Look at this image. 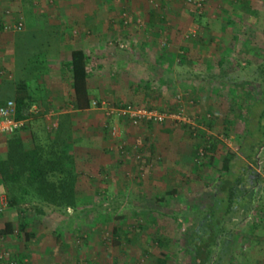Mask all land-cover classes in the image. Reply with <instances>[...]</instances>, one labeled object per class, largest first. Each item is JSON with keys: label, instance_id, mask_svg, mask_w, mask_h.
<instances>
[{"label": "rangeland", "instance_id": "obj_1", "mask_svg": "<svg viewBox=\"0 0 264 264\" xmlns=\"http://www.w3.org/2000/svg\"><path fill=\"white\" fill-rule=\"evenodd\" d=\"M28 1L71 32L96 26L98 98L110 105L176 110L185 121L133 127L117 118L107 122L105 110L80 115L75 159L92 206L69 215L28 213L36 244L27 264H190L181 255L191 220L198 207L211 201L223 160L239 154L240 143L247 153L253 150L258 127L264 128V99L248 109L255 101L256 68L264 58V11L257 27L243 21L237 31L225 33L223 47L216 39L211 46L210 38L217 35L205 29L204 20L194 25L200 14L186 0H0L1 15L24 22ZM260 3L264 10V0ZM40 21L42 26L46 20ZM184 49L189 61L180 56ZM37 58L36 63L44 60L42 54ZM21 80L32 89L27 76ZM247 111L255 136L248 133L242 140ZM33 118L34 130L47 126L41 114ZM113 126L119 139L111 137ZM193 129L218 142L212 162L193 157ZM120 146L132 151L122 155ZM135 148H142L144 171L131 156ZM259 157L264 158L263 150ZM253 168L262 177L256 188L259 202L247 223L235 229L243 248L234 264H264V163ZM172 191L175 195H168ZM257 219L263 225L252 231ZM157 231L168 237L164 247L153 242Z\"/></svg>", "mask_w": 264, "mask_h": 264}, {"label": "trees", "instance_id": "obj_2", "mask_svg": "<svg viewBox=\"0 0 264 264\" xmlns=\"http://www.w3.org/2000/svg\"><path fill=\"white\" fill-rule=\"evenodd\" d=\"M23 5L27 14L34 8L31 1L25 2ZM1 21L0 25L7 22ZM202 21L203 16H197L194 25L202 26ZM129 23L131 22L126 21V24ZM181 54L182 59H188L187 49H184ZM35 60L39 61V58ZM38 64L42 65L43 62H38ZM250 65L251 62H248V66ZM263 66L264 58L256 68L258 77L254 88L255 101L249 104L248 109H250L251 104L253 105V103L264 99V92L262 91L264 90ZM88 68L89 59L85 52L72 50L71 61L67 65V69L71 77L73 91L72 106L74 110L80 113L91 109H100L102 102H104L101 98H98L97 94L96 100L91 99L88 82L92 75ZM11 101H14L16 105L17 121H27L39 114L45 119V115L50 113L49 111L39 112L38 108H36L38 113L33 111L36 103L29 94L28 83L24 80L16 82L15 98ZM141 105L139 103H117L111 105V107H141ZM146 108L150 111L155 110L160 114L179 113L176 110L165 112L151 107ZM246 115L245 136L242 140L248 137V133L253 138L255 136L252 132L251 112L247 111ZM114 118L116 117L107 118V122ZM57 119L58 127L55 131H49L47 127L41 130H33V128L24 126L10 135L0 136L4 140L6 150V158L0 161V186L5 195L7 207L17 210L19 218H27L28 213H35L37 216L42 217L46 214V211L59 215H69V211L78 213V211L92 206L89 197L84 194L83 190L86 186L82 182L80 168H78L73 148L69 144V116L63 115L59 119L57 115ZM121 121L124 122V119ZM260 121H263V118ZM171 123L176 124L179 122ZM142 125L151 126L155 124L149 122ZM158 125L163 126L165 123ZM211 126L210 121L209 127ZM260 126L258 127L260 138L258 141L253 139L254 143L251 147L253 150L247 153L244 144L240 143L238 146L239 154H231L223 160L220 176L217 178V185L211 201L198 207L196 217L191 220V226L185 239L183 255H181L183 261H188L190 264H234L236 252L239 248H243L238 241L235 229L241 224L243 226L247 223L255 205L259 202V193L256 188L262 183V177L255 171L253 166H258L259 161L264 163V158H258L260 151L263 150L264 152V128ZM24 130L29 131L27 137L24 136ZM199 132L198 129H193L192 137L196 143L192 146V155L196 160L204 159L212 162L218 142L215 139L206 140L199 135ZM29 135L31 140H28ZM253 146L255 147L253 148ZM130 149L125 147L122 151L129 153L132 151ZM141 149L135 148L131 156L134 158L135 154H141L139 153ZM201 150L203 151V157L200 156ZM141 161H143L142 158ZM139 165L141 167L144 163L141 162ZM168 195H175V191ZM2 212L3 208L0 210V213ZM260 221L257 219L252 224L253 231L258 227ZM27 225L25 220L20 221L19 234L21 232L25 233ZM139 227L142 230L145 229L142 226ZM13 233V225L6 224L0 230V239ZM24 236L27 241H31L27 233ZM56 236L58 242H61L62 236L59 234H56ZM113 236L114 238L118 237L117 230L114 231ZM168 241L167 235L158 231L153 239V242L159 247H164L168 244ZM116 245L119 246L120 244L116 242ZM13 261L16 264H23L22 259L19 262Z\"/></svg>", "mask_w": 264, "mask_h": 264}, {"label": "crops", "instance_id": "obj_3", "mask_svg": "<svg viewBox=\"0 0 264 264\" xmlns=\"http://www.w3.org/2000/svg\"><path fill=\"white\" fill-rule=\"evenodd\" d=\"M260 4V0H207L203 17L205 21L204 27L208 32L216 33L217 35L216 38H210L209 42L211 46L213 39H216L217 43L221 42V46L225 47V33L237 31L234 29L239 27L243 21L246 24L253 23L252 27H257L264 11L260 7ZM1 11V22L8 21V18L4 19L5 16L1 15ZM22 12L21 15L24 17L25 25L21 32L0 33V71L3 72V77L0 80V100L14 99L16 82L27 76V80L28 78L30 79L29 82L31 81L32 86V89L29 87V94L36 103L33 111L39 109L38 111L42 113L47 111L54 112L59 116V119L63 115L69 116V144L73 148L75 156V145L79 136L76 135L77 120L83 114L92 116L91 113H93L94 109L84 113L74 110L72 106L73 91L71 77L68 73L67 65L71 61L72 50H82L85 52L89 59L88 69L92 75L88 82V88L91 99L96 100V26H89L91 30L80 28L82 32L80 31L79 34L75 30L71 32V28L60 25V23L54 24L52 21H49L47 19L48 13L46 12L41 13L35 8L31 9L28 14L24 10ZM42 18L46 20V23L43 22L41 26L42 22L40 19ZM181 19V16L178 17L179 21ZM178 20L177 22H179ZM254 28L251 29L254 30ZM159 33H156L157 36ZM54 34L57 37L56 41L53 38ZM38 54H42L44 57L42 65L36 63V60H34L37 59ZM29 61L31 62L29 63ZM224 61L222 59L217 62V66L222 67ZM30 71H32L33 76H30ZM33 120L34 118L31 117L25 121L24 126L26 128H33L36 123ZM94 123L96 122L93 121L92 124ZM43 128L45 129L44 126L40 129ZM166 132H170V130L167 129ZM79 142H81V138ZM5 158V144L4 140L0 138V161ZM2 208L3 212L0 213V230L6 224H12L14 233L0 239V249L8 255V259L18 262L22 259V263L27 264L33 259V255L35 254L31 250L36 242L33 240L34 231L28 227L30 226L29 218H19L17 210L7 207L6 198L0 186V210ZM23 220L29 224L25 233L29 235L28 238L30 240H33L32 243L25 239L24 232L19 234L20 221ZM261 222H259L256 229H260L263 225Z\"/></svg>", "mask_w": 264, "mask_h": 264}, {"label": "built area", "instance_id": "obj_4", "mask_svg": "<svg viewBox=\"0 0 264 264\" xmlns=\"http://www.w3.org/2000/svg\"><path fill=\"white\" fill-rule=\"evenodd\" d=\"M187 3L193 6L195 12L202 15V11L205 9L207 0H186ZM24 29V23L22 21L10 20L0 25V32L4 33H17L21 32ZM193 36H195V31L193 32ZM3 74L0 71V80L2 79ZM96 105V104H94ZM96 107V106H95ZM100 110H105V114L108 117H116L119 120L124 119L131 126L138 127L142 124L152 122L154 124H164L166 122H178L185 121L181 119V113L178 114H160L155 110H148L147 108L141 107H123V108H115L111 107L106 102H102ZM38 113L36 110L34 111ZM47 129L49 131H55L58 127V119L57 115L54 112L47 113L45 115ZM25 121H17L16 120V105L14 101H1L0 100V136H6L14 133L15 131L20 130L24 127ZM111 137L113 139H119L121 137V133L118 131L117 127L113 126L111 128ZM123 146H120L121 154L127 155L123 150ZM200 156L203 157V151H200ZM141 154H135L134 159L141 163ZM144 168L141 167L140 171H144ZM0 264H16L13 260L8 259V255L2 252L0 249Z\"/></svg>", "mask_w": 264, "mask_h": 264}]
</instances>
